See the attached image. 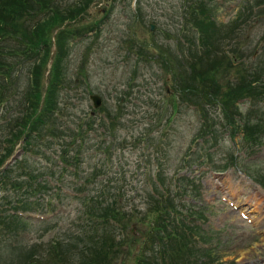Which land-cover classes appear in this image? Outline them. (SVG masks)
Listing matches in <instances>:
<instances>
[{
  "label": "rangeland",
  "instance_id": "374dc122",
  "mask_svg": "<svg viewBox=\"0 0 264 264\" xmlns=\"http://www.w3.org/2000/svg\"><path fill=\"white\" fill-rule=\"evenodd\" d=\"M187 1L192 6L201 2ZM212 2V22L203 30L194 22L187 26L192 12L186 0H93L81 18L63 23L73 29L93 22L98 26L64 39L68 52L60 73L59 111L54 119L46 117L25 152L19 140L9 156L15 157L0 167L3 171L18 160L0 179V264H27L32 244L92 234L99 220L84 211L102 193L127 212L138 208V217L150 204L174 198L177 209L202 230L203 238L195 245L211 254L204 257L199 252L201 260L264 264V132L255 144L240 147L241 133L231 136L223 112L197 96L208 91L212 79H230L241 61L264 77V0ZM37 15L24 14L21 21L30 26ZM57 30L51 32L52 57L43 70V87L58 44ZM201 32L208 53L199 45ZM221 48L226 58L218 59L214 55ZM14 56L6 60L17 64L20 56ZM168 63L181 76L174 78ZM16 64L10 81L14 94L0 107V139L8 123L20 116L23 87L27 90L30 63ZM91 95L100 97L98 107ZM196 103L205 107L199 110ZM237 104L243 120L248 115L255 121L251 99H239ZM258 107L264 117V97ZM261 123L263 128L264 119ZM62 131V139L53 136ZM5 144L0 141V152ZM63 149L70 151L67 161L58 155ZM76 150L79 155L74 159ZM22 160L28 171L19 168ZM32 184L44 188L32 194ZM179 204L187 206L182 209ZM259 207L263 220L257 222ZM6 214L20 219L8 224ZM138 221L126 223L132 236H139L138 228L146 226ZM110 225L120 228L114 220L103 228ZM123 231L116 236H124ZM135 256L129 253L123 260Z\"/></svg>",
  "mask_w": 264,
  "mask_h": 264
},
{
  "label": "trees",
  "instance_id": "16d2710c",
  "mask_svg": "<svg viewBox=\"0 0 264 264\" xmlns=\"http://www.w3.org/2000/svg\"><path fill=\"white\" fill-rule=\"evenodd\" d=\"M92 1L75 0L71 4L64 3L61 5L59 3L55 5L53 4L54 1L49 4L50 0H0V107L12 96L9 94H14L10 81L13 64L16 63L7 61L6 58H15L14 55L19 54L20 60L18 59L16 66L21 61L30 63L27 71V90L23 87L20 109H18L20 116L18 114L13 122L8 123L5 128L8 134L4 133L0 139L1 142L3 140L4 144L6 143V146L0 152V167L12 154L13 147L19 140L24 143L23 150L25 152L28 140L32 138V135L36 136L39 129L46 124V117L49 119L53 117V114L57 115L56 112L59 111L57 105L58 87L60 81H62L60 73L64 55L68 52L67 46H64V39L69 35L75 38L96 30L97 22H93V24H89L83 29H73L72 26H69L71 21L81 18L80 15L86 12ZM186 2L191 3L186 7L192 12V16L186 22L188 27L193 26L194 22L198 24L197 28L200 27L203 30L208 24H211L212 15L210 14L212 9L215 8L212 0H206V2L201 0L200 3L194 1V6H192V1L186 0ZM204 4H207L208 9H204ZM24 14L38 15L36 20L29 26L21 21ZM65 21L69 24H63ZM238 25L239 23H237V27ZM55 28L58 29L55 43L58 44L51 60L48 81L46 79V82H48L47 87H43V70L50 58L51 32ZM203 35V32H201L202 38L199 37L201 41L199 45L202 51L205 49L208 53L210 50L206 47L207 44L204 42ZM9 40L15 41L17 45H11L8 43ZM223 52L224 48H221L220 52H217L214 56L218 59L226 58ZM245 63L241 61L237 67L235 66V74L230 79L218 82L214 78L211 80L209 88H207L208 91L197 95L201 98L202 103H207L211 107L217 106L223 112L227 121H225V127H229L231 136L241 133L240 143L242 146L240 145V147L242 148L250 147L246 143L255 144L258 135L264 132L261 123L264 117H262L258 107L259 100L264 97L263 72H256L259 70L258 68H246L248 65L245 67ZM168 65L174 78L177 75L181 76L179 72L174 71L173 64L168 63ZM210 70L212 73L217 72L216 69ZM195 72L194 69L190 73ZM200 79L202 78H199V81L203 83ZM181 90L186 89L182 87ZM244 98H249L252 101L250 113L252 119L255 120L253 122L249 120L248 115L245 120L240 117L237 101ZM3 102L5 103L3 104ZM205 104L198 105L196 103L195 106L200 110L205 107ZM12 125H15V128H9ZM88 126H90L89 123ZM61 135H64L63 131L58 135L53 134L59 139H62ZM68 145H71V143L68 142ZM78 150L72 154L74 159H77L79 155ZM34 152L40 153L36 150ZM69 154V150L63 149L58 155L63 161H67L70 157ZM17 161L8 165L3 171L0 169V174L2 173L0 179L12 170ZM25 164L26 161L22 160L19 168L28 171V166ZM34 170L32 168V172ZM262 183L264 184V181ZM32 186V194L44 188V186L38 184H32ZM93 199L95 200V198ZM172 200L174 198H168L166 201L161 199L152 207L150 204L148 209L138 217L135 213L139 210L138 208L133 207L132 210L127 212V210L122 209L121 205L117 207L114 199L109 200V196L105 198L102 193L96 200L95 205L84 211L87 217H91L90 219L96 218L99 220L96 230L91 231L92 234L64 236L46 243L32 244V252L25 254L27 264H120L119 260L121 258L123 260V256L129 253H135V258L129 261L124 259L122 264H211L212 259L201 260V257L211 254L210 250L202 252L195 245V242L203 238L202 230L193 223V218H188L187 214L181 213V210L177 209L178 205L173 204ZM34 202L32 200V203ZM179 206L184 209L187 205L179 204ZM3 218L6 219L5 221L8 224H17L20 219L15 214L13 216L6 214ZM138 219L141 220V225L145 223L146 226L142 229L141 226L140 229L138 228L139 236H132V232L127 229L126 223L129 221L138 223ZM108 220L116 221L117 226L120 228L111 225L103 228ZM123 229L124 236H116L122 234ZM87 231L90 230L83 232L87 234ZM1 250L2 246H0V252ZM199 252L203 256H198ZM215 261L217 260L215 259Z\"/></svg>",
  "mask_w": 264,
  "mask_h": 264
},
{
  "label": "bare ground",
  "instance_id": "6f19581e",
  "mask_svg": "<svg viewBox=\"0 0 264 264\" xmlns=\"http://www.w3.org/2000/svg\"><path fill=\"white\" fill-rule=\"evenodd\" d=\"M246 211V210H245ZM257 214H258V216H257V218H256V221L257 222H259V221H262L263 220V215H262V211H261V209H260V207L258 208V210H257ZM263 240V239H262ZM240 255H244V251H240V253H239Z\"/></svg>",
  "mask_w": 264,
  "mask_h": 264
},
{
  "label": "water",
  "instance_id": "95a60500",
  "mask_svg": "<svg viewBox=\"0 0 264 264\" xmlns=\"http://www.w3.org/2000/svg\"><path fill=\"white\" fill-rule=\"evenodd\" d=\"M152 27L153 26L151 25V28ZM91 99H92L95 107H97L100 104V97L98 95H91ZM9 161H10V159H9Z\"/></svg>",
  "mask_w": 264,
  "mask_h": 264
}]
</instances>
